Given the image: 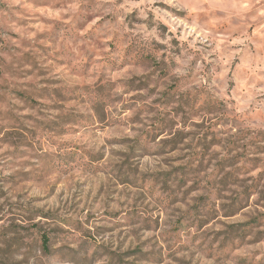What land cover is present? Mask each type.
<instances>
[{"label":"rangeland","instance_id":"rangeland-1","mask_svg":"<svg viewBox=\"0 0 264 264\" xmlns=\"http://www.w3.org/2000/svg\"><path fill=\"white\" fill-rule=\"evenodd\" d=\"M116 4L0 0V264H264V21Z\"/></svg>","mask_w":264,"mask_h":264},{"label":"clouds","instance_id":"clouds-1","mask_svg":"<svg viewBox=\"0 0 264 264\" xmlns=\"http://www.w3.org/2000/svg\"><path fill=\"white\" fill-rule=\"evenodd\" d=\"M19 2H20V0H15V3L18 4ZM127 2H128V0H125V3H127ZM154 2H155V0H140L141 4H145V3L152 4ZM207 2H208V0H175V4L179 5L180 7H184L186 5L190 6L192 3H196L197 5H203V4H207ZM242 2L246 7H248L249 12H254V14L251 16V19H262V21H264V0H242ZM102 3L107 4L110 7H120V5L116 4V0H102ZM160 3L162 5H173L174 0H160ZM165 13H166V10L164 8H160L157 11L156 25L154 28V31L159 32V35L157 36L159 43L161 45H168V47L160 49L161 54L168 53V56L164 57V59L166 60V64L162 65V67H166L169 77L182 75L185 78V80H187L190 78V75H192V73H190L189 69H187L186 67H184L183 65H181L179 63V60L174 56V54L171 51L173 46L171 44H169V41L171 40L172 37L169 36L168 33L169 32L174 33L175 28H178L179 24H175V26H174L170 22L172 20L171 13H167L168 19H165ZM100 18H101L100 16H97L91 22L87 23L83 27V32L81 33V36H83L84 33H87L89 31V29L92 27V25L96 23V20H98ZM162 24L168 26L167 31H165L163 27H160V25H162ZM261 27H264V22L261 23ZM160 37H163V39H160ZM180 47H181L182 53L188 54L189 60L192 59V57L196 55L195 49H193L191 52H189V48L191 47V42H189V46H187V47H185L184 45H181ZM137 51H139V49H135L133 52H131L129 54V56L127 57L128 63L135 64L139 61L138 57L136 56ZM112 58L114 60H116V64L114 66L116 68H120L121 67L120 60L124 59L122 54L120 52H116L113 54ZM174 59H177V63L175 65H173L171 63V61ZM148 71L151 72L152 69L149 68ZM110 75H111V72L109 71V75L106 76L105 79L110 78ZM154 83L151 86H154ZM113 107H115V105H113ZM156 142L157 143L159 142V138L157 139ZM57 175H58V172L53 170L45 176V180H54ZM256 247L264 250V241H262L260 244L256 245ZM261 254L264 255V251H262Z\"/></svg>","mask_w":264,"mask_h":264},{"label":"trees","instance_id":"trees-1","mask_svg":"<svg viewBox=\"0 0 264 264\" xmlns=\"http://www.w3.org/2000/svg\"><path fill=\"white\" fill-rule=\"evenodd\" d=\"M48 243H49V238L46 236H43V241H42V248L46 250L48 248Z\"/></svg>","mask_w":264,"mask_h":264}]
</instances>
